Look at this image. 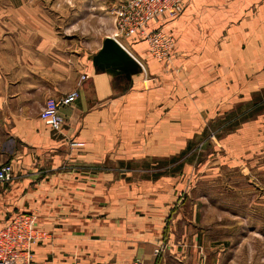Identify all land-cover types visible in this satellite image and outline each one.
I'll use <instances>...</instances> for the list:
<instances>
[{
  "label": "crops",
  "instance_id": "1",
  "mask_svg": "<svg viewBox=\"0 0 264 264\" xmlns=\"http://www.w3.org/2000/svg\"><path fill=\"white\" fill-rule=\"evenodd\" d=\"M151 29L175 39L169 64L139 38L122 44L143 67L99 64L103 46L70 53L41 12L0 0V164L17 174L0 189V230L16 214L37 215L46 236L33 246L36 264H226L193 219L190 166L171 161L203 130L198 122L233 114L264 89V0H185L178 19ZM82 74L89 79L55 132L40 112Z\"/></svg>",
  "mask_w": 264,
  "mask_h": 264
},
{
  "label": "rangeland",
  "instance_id": "2",
  "mask_svg": "<svg viewBox=\"0 0 264 264\" xmlns=\"http://www.w3.org/2000/svg\"><path fill=\"white\" fill-rule=\"evenodd\" d=\"M10 1L26 2L50 19L67 51L80 56L114 35L115 20L127 0ZM240 102L244 104L235 106L233 114L221 111L208 122H198L203 130L178 165L190 166L185 175L192 181L191 202L197 209L193 219L207 233L205 245L224 248L226 264H264V144L255 150L250 144L264 135V89ZM249 130L258 138L249 139L247 132L243 136ZM232 134L237 136L228 138ZM145 172L143 177L150 175Z\"/></svg>",
  "mask_w": 264,
  "mask_h": 264
},
{
  "label": "built area",
  "instance_id": "3",
  "mask_svg": "<svg viewBox=\"0 0 264 264\" xmlns=\"http://www.w3.org/2000/svg\"><path fill=\"white\" fill-rule=\"evenodd\" d=\"M185 0H127L115 20L116 30L112 38L140 66L142 64L122 44V38H139L148 46L153 59L169 64L173 60L175 39L162 29H151L155 19L176 20L183 12ZM123 46H122V45ZM143 67V66H142ZM89 79L82 74L76 90L62 98H50L40 112V119L55 132L63 130L65 119L62 108L71 107L79 98V89ZM71 148H82L83 143L71 142ZM17 179L12 163L0 164V189ZM38 217L34 213H19L11 217L0 230V264H36L33 262V246L45 238L37 229ZM161 250H156L158 256ZM43 264H55L47 261ZM134 264H156L136 261Z\"/></svg>",
  "mask_w": 264,
  "mask_h": 264
},
{
  "label": "water",
  "instance_id": "4",
  "mask_svg": "<svg viewBox=\"0 0 264 264\" xmlns=\"http://www.w3.org/2000/svg\"><path fill=\"white\" fill-rule=\"evenodd\" d=\"M96 62L99 64L119 63V62H134V59L124 51L112 38H107L104 41L102 50L96 57Z\"/></svg>",
  "mask_w": 264,
  "mask_h": 264
},
{
  "label": "trees",
  "instance_id": "5",
  "mask_svg": "<svg viewBox=\"0 0 264 264\" xmlns=\"http://www.w3.org/2000/svg\"><path fill=\"white\" fill-rule=\"evenodd\" d=\"M183 155H184V153L182 154V157H183ZM182 157H178V158H176V159H173L172 161H171V163L173 162H178L179 161V159H181Z\"/></svg>",
  "mask_w": 264,
  "mask_h": 264
},
{
  "label": "bare ground",
  "instance_id": "6",
  "mask_svg": "<svg viewBox=\"0 0 264 264\" xmlns=\"http://www.w3.org/2000/svg\"><path fill=\"white\" fill-rule=\"evenodd\" d=\"M125 51V50H124Z\"/></svg>",
  "mask_w": 264,
  "mask_h": 264
}]
</instances>
